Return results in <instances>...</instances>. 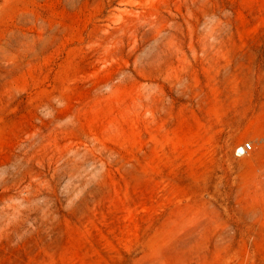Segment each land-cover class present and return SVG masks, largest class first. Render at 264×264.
I'll return each instance as SVG.
<instances>
[{
  "label": "rangeland",
  "instance_id": "rangeland-1",
  "mask_svg": "<svg viewBox=\"0 0 264 264\" xmlns=\"http://www.w3.org/2000/svg\"><path fill=\"white\" fill-rule=\"evenodd\" d=\"M0 264H264V0H0Z\"/></svg>",
  "mask_w": 264,
  "mask_h": 264
},
{
  "label": "built area",
  "instance_id": "built-area-1",
  "mask_svg": "<svg viewBox=\"0 0 264 264\" xmlns=\"http://www.w3.org/2000/svg\"><path fill=\"white\" fill-rule=\"evenodd\" d=\"M251 148V145L249 142H245L243 144H241L240 146H238L236 148V152L238 155H244L245 153L248 152V150Z\"/></svg>",
  "mask_w": 264,
  "mask_h": 264
}]
</instances>
